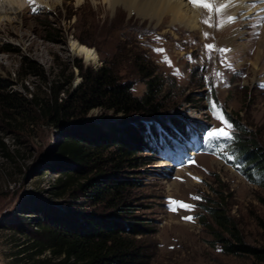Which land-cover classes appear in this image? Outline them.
Masks as SVG:
<instances>
[{
    "label": "rangeland",
    "instance_id": "obj_1",
    "mask_svg": "<svg viewBox=\"0 0 264 264\" xmlns=\"http://www.w3.org/2000/svg\"><path fill=\"white\" fill-rule=\"evenodd\" d=\"M219 3L221 0H216L214 7ZM248 7L254 14L255 10L249 4ZM109 10L101 1L91 0H64L52 9L32 3L24 9L21 21L13 23L8 31L0 25V79L22 96H36L50 106L53 91H59L62 99L75 92L81 82L78 66L83 70L97 69L105 62H111L121 81L131 85L133 96L141 97L146 86L138 67L143 65L163 84L165 109L158 115L160 120H193L208 130H218L223 125L216 115L222 113L231 125L227 130L231 141L223 152L228 151L230 144L232 148L236 139L264 149L263 27L255 35L243 21L226 23L229 17L237 16L229 9L212 14V27L204 23L209 20V12L197 9L201 21L195 31L173 25L169 19L149 21L130 14L121 4L113 12ZM72 41L93 50L97 61L86 63L73 54L69 46ZM206 45L230 51L209 52ZM53 119L54 112L43 115L33 104L19 112L0 106L1 264H19L16 260L26 254L18 251L29 244L25 235L27 222L43 220L48 211L61 215L70 204L95 216H114L106 201H88V186H78L94 178V168H103L102 174L112 177L102 164H94L79 174L75 164L48 157L70 129L80 131L87 127L94 134L120 136L126 127L140 126L137 121L147 129L150 123L159 121L146 116L125 118L100 109L82 118L61 121L58 127L53 125ZM143 135L149 138L145 129ZM209 144L213 147L212 142ZM5 153L11 158H6ZM165 156L171 159H165L162 167L155 155L144 150L137 156L138 168H126L112 177L135 181L136 185L126 188L125 193L134 215L147 229L148 234L140 241L148 247L151 261L264 264L248 254L223 251L221 240L236 242L206 211L218 207L244 244L264 250V188L208 153H200L186 166V162L176 166L179 162L174 156ZM66 173L76 175L77 185L63 198H56V180ZM172 201L183 202L190 210L173 211ZM45 257H49L48 252L34 259Z\"/></svg>",
    "mask_w": 264,
    "mask_h": 264
},
{
    "label": "trees",
    "instance_id": "obj_2",
    "mask_svg": "<svg viewBox=\"0 0 264 264\" xmlns=\"http://www.w3.org/2000/svg\"><path fill=\"white\" fill-rule=\"evenodd\" d=\"M78 69L81 82L75 92L67 94L62 99L59 97V91L56 93L53 91L50 106L36 96L30 99L22 96L13 91L11 85L0 79V106L10 112H19L28 104H33L43 115L52 111L54 112L52 122L56 127L61 121L79 116L82 118L90 111L100 109L114 115L121 114L125 118L132 116L157 118L159 119L157 122L165 130L183 129L182 123L178 120L162 121L158 118L159 113L165 109L163 84L155 77L154 72L149 71L145 66L138 67L139 75L145 80L146 86L145 93L141 97L133 96L131 85L121 81L111 62H105L97 69L83 70L81 66H78ZM136 123L140 125L135 127L136 130L126 127L123 130L125 133L120 136L94 134L93 129L87 130V127H82L80 131L70 129L57 149L47 155L51 156V159L75 164L79 174H84L94 164H102L114 177L126 168H138L140 164L137 156L144 150L157 156L144 140L142 123L138 121ZM188 124L197 131L206 128L193 120ZM238 129L243 131L240 127ZM151 132L153 136L157 134L155 125H151ZM233 143L230 148L241 165L240 173L249 182L264 188V149L258 146L251 147L247 141L240 139H236ZM135 146L142 150H138ZM5 157L11 158V155L5 153ZM94 169L92 171L95 172L94 178L86 180L89 181L88 184L78 186L83 188L88 186L86 199L90 202L106 201L109 208L115 212L114 216H95L84 210L72 208L70 204L67 212L61 215L48 211L43 220L27 222L28 231L25 235L28 236L29 244L18 251V254L26 255L18 258L16 262L19 264H154L148 247L140 241L148 234L147 229L145 230L139 223V218L134 215L133 206L125 193L126 188L136 185L135 181L107 177L102 174L103 168ZM56 183L57 186L54 188L56 191L53 195L56 198H63L77 185L76 175L66 173L62 178L57 179ZM206 211L212 216L216 225L226 230L236 242L233 244L221 240L223 251L228 254H248L264 263V250L244 244L234 232L235 228L230 220L218 207H210ZM46 252L49 253V257L34 259L35 256L39 257ZM25 260L30 262L26 263Z\"/></svg>",
    "mask_w": 264,
    "mask_h": 264
},
{
    "label": "bare ground",
    "instance_id": "obj_3",
    "mask_svg": "<svg viewBox=\"0 0 264 264\" xmlns=\"http://www.w3.org/2000/svg\"><path fill=\"white\" fill-rule=\"evenodd\" d=\"M83 1L85 0H76L77 3H81ZM91 1H101L102 3L108 6L110 12L114 11L116 5L121 4L127 9L130 14L136 13L137 16L149 19V21L155 20L160 22L162 19H169L171 24L178 25L189 31L198 30V24L199 21H201V16H199V12L197 10L199 8L193 7L191 4L187 3L186 0ZM250 2L263 3L264 0H221V3L230 4L227 9H229L231 13H236L239 19H242L243 15L248 16L249 14H252V11H249L250 8L248 7V4ZM32 3H35L37 5L39 4V6L44 5L52 9L57 5L64 3V0H0V25L4 28V30L6 31L15 22L19 23L21 21L20 18L23 14L24 9H27ZM218 5H220V3ZM260 7H264V4ZM251 9L256 11L258 7H254ZM242 11H245L246 14L240 15L239 13ZM69 46L71 52L76 56L82 57V59L86 63H95L97 61L96 54L93 50L85 46L79 45L76 41L70 42ZM161 164L163 165L162 167H164L165 164Z\"/></svg>",
    "mask_w": 264,
    "mask_h": 264
},
{
    "label": "snow or ice",
    "instance_id": "obj_4",
    "mask_svg": "<svg viewBox=\"0 0 264 264\" xmlns=\"http://www.w3.org/2000/svg\"><path fill=\"white\" fill-rule=\"evenodd\" d=\"M187 3L191 4L193 7L203 8L209 12L210 14L209 20L204 21V23L207 24L209 27L213 26V24L210 23L212 14L215 13L216 15H219L230 6V4L228 3H221L219 7H214V5L216 4V0H187ZM33 10L35 11V9ZM233 20H234L233 17H229L226 20V23H232ZM220 27H223V24H221ZM205 36H207V34H205ZM205 47H206V50L209 52H212L213 50H217L215 49L214 45H206ZM158 51H162V50H158ZM217 51H219L220 53H225L227 51H230V49L220 48ZM262 87H264V85H262ZM213 107H215V105H213ZM216 118L221 122L223 127L218 130H210L208 132V137L209 138L231 139L229 132L227 131L228 129L231 128V125L224 119V116L222 113H217ZM171 203L173 205L172 207L173 211H175L176 208H183L185 210H190V206L183 202L172 201ZM187 219H191V218H187Z\"/></svg>",
    "mask_w": 264,
    "mask_h": 264
},
{
    "label": "crops",
    "instance_id": "obj_5",
    "mask_svg": "<svg viewBox=\"0 0 264 264\" xmlns=\"http://www.w3.org/2000/svg\"><path fill=\"white\" fill-rule=\"evenodd\" d=\"M1 264V263H0Z\"/></svg>",
    "mask_w": 264,
    "mask_h": 264
}]
</instances>
